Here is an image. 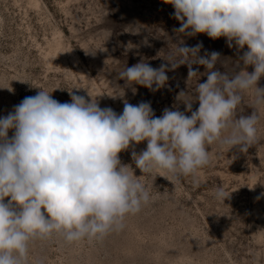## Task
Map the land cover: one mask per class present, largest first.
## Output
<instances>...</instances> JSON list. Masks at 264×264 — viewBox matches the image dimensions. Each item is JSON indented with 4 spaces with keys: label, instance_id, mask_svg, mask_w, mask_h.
<instances>
[{
    "label": "clouds",
    "instance_id": "obj_1",
    "mask_svg": "<svg viewBox=\"0 0 264 264\" xmlns=\"http://www.w3.org/2000/svg\"><path fill=\"white\" fill-rule=\"evenodd\" d=\"M166 2L181 24L175 32L223 37L238 52L247 50L230 66L219 52L199 56L202 44L173 47L167 59L173 67L189 64L190 83L200 75L192 63L207 69L206 82L196 83L195 97L180 93L185 111L166 108L156 117L150 103L125 101L118 114L101 108L89 91L86 98L71 90V102L61 103L39 88L0 117V264H29L36 240L102 241L123 231L126 218L152 202L140 177L158 173L172 181L191 176L198 186L214 146L247 152L264 140V87H258L264 77V0ZM217 63L224 72L215 70ZM166 69L141 61L121 68L119 77L127 85L155 90L168 80ZM82 88L87 89L75 87ZM243 104L254 109L251 115L238 116ZM145 141V150L131 152L142 173L137 176L119 154ZM213 195L223 202L230 197L222 187Z\"/></svg>",
    "mask_w": 264,
    "mask_h": 264
},
{
    "label": "rangeland",
    "instance_id": "obj_2",
    "mask_svg": "<svg viewBox=\"0 0 264 264\" xmlns=\"http://www.w3.org/2000/svg\"><path fill=\"white\" fill-rule=\"evenodd\" d=\"M174 11L166 0H0V117L39 88L61 103L71 102V90L86 98L89 91L101 108L118 114L125 101L150 103L156 117L166 108L185 111L180 93L195 97L207 69L192 63L200 75L190 83L189 64L173 67L167 59L172 48L202 44L199 56L219 52L230 66L247 49L238 52L223 37L175 32L181 24ZM141 61L167 66L164 86L153 90L120 79L121 68ZM215 70L225 68L217 63ZM258 87H264V77ZM198 106L194 102L193 111ZM242 108L238 116L254 110ZM260 134L264 137V119ZM146 147L141 142L119 154L137 176L142 173L131 152ZM212 151L198 186L191 176L172 181L158 173L142 176L152 202L127 217L123 231L102 241L36 240L29 264H264V140L247 152L215 146ZM220 187L230 193L224 202L213 195Z\"/></svg>",
    "mask_w": 264,
    "mask_h": 264
}]
</instances>
